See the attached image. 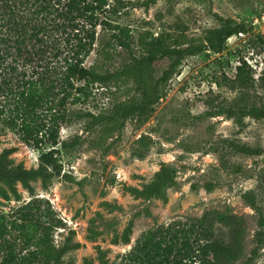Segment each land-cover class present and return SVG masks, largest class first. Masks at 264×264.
Here are the masks:
<instances>
[{
	"label": "rangeland",
	"instance_id": "374dc122",
	"mask_svg": "<svg viewBox=\"0 0 264 264\" xmlns=\"http://www.w3.org/2000/svg\"><path fill=\"white\" fill-rule=\"evenodd\" d=\"M32 1H12L29 23L40 16L34 14ZM123 1L126 3L118 13L105 12L101 16L129 27L135 36L149 31L155 37L162 31H170L188 39L200 37L206 28L217 24L213 13L246 22L251 30L228 38L222 53L208 52L184 59L180 73L169 82L166 95L142 124L137 118H130L120 130L107 134L101 126L86 129V119L71 117L61 123V141L80 136L77 146L61 149V174L53 177L46 187L40 179L33 182L34 196L19 184V198L10 193L9 198L0 199V214L6 216L9 224L0 240V263L10 250L22 258L35 249L34 241H27L11 221L17 219L23 205L36 197L42 199L38 201L42 210L50 207L54 211L53 217L43 218L55 224L51 231L53 243L61 246L71 236L74 243L80 244L64 255L65 263L98 264L97 246H101L108 251V264H120L122 255L146 232L159 227L166 229L176 222L217 210L244 218L243 253L234 264H264V245L249 260L256 246L259 213L241 198L244 191L254 193L264 215V118L255 116L256 111L264 109V51L250 43L256 35L264 38V0H158L150 6L144 5L146 0ZM260 14L257 21L256 16ZM100 29L99 26L98 33ZM45 35L41 34L35 42L30 36H24L21 44L17 34L9 33V41L0 43L3 55L0 60V153L14 148L10 156L12 163H23L26 168L39 165L40 150L25 143L17 132L18 126L13 128L6 121L14 119L20 123L23 118L18 109L23 73L27 79L33 76V71H43L42 66L52 68L56 62L54 52L42 50L54 44L61 51L64 48V43H58L61 37L58 32L51 30ZM133 49L137 51L134 45ZM109 53V56L97 53L96 47L84 65L114 70L129 55L119 46ZM30 56L33 61L28 63ZM243 61L253 69V78L247 86L240 87L232 79L236 67ZM164 66V63L157 64V76ZM56 78L54 74L53 80ZM90 87L87 101L69 104V110L99 113L109 109L114 99L133 95L123 88L107 93L100 84ZM219 104L231 106L234 115H205ZM37 113L40 121L48 122L51 116L46 108H38ZM142 135L152 140L149 150L139 157L138 140ZM51 145L46 136L42 147L50 150ZM162 163L175 171V184L166 188L165 198H136L126 190L128 185L142 188L151 182ZM207 183H212L211 191L207 190ZM130 223L131 241L125 244L121 236ZM214 231L226 242L234 239L231 227L221 222H215ZM117 237L119 242L115 243Z\"/></svg>",
	"mask_w": 264,
	"mask_h": 264
},
{
	"label": "trees",
	"instance_id": "16d2710c",
	"mask_svg": "<svg viewBox=\"0 0 264 264\" xmlns=\"http://www.w3.org/2000/svg\"><path fill=\"white\" fill-rule=\"evenodd\" d=\"M12 1L0 0V43L9 41V33L17 34L19 43L23 44L24 36H30L35 42L41 38V34L45 35L46 32L54 30L61 35L58 43L59 45L64 43V48L61 51V47L54 44L42 50L45 53L49 50L54 52L52 55L55 56L56 62L52 68L48 66L44 69L45 66H42L43 71L37 73L33 71V76L27 79L23 73L21 108H18L23 118L20 123L14 119L6 123L13 128L18 126L17 132L22 140L40 150L39 165L31 168H26L23 163L14 165L10 156L15 149H4L0 153V199L9 198L10 193L19 198V184L34 196L33 182L40 179L46 187L53 177L61 174L62 163L59 158L61 149L77 146L80 140V136L77 135L72 141H61L59 133L61 123L71 117L86 119V129L101 126L107 134L120 130L130 118H137L138 123L142 124L149 119L155 111L156 104L166 95V88L173 77L180 73L184 59L208 52L222 53L226 49L228 38L251 30V26L246 22H238L213 13L217 24L206 28L200 37L188 39L185 35H176L170 31H162L155 37L149 31L140 32L135 36L129 27L115 24L101 16L105 12L118 13L120 6L126 3L123 0H115L114 3H111V0H33L30 3L34 5V14L40 16L36 17L37 21L31 23L24 21L25 15L12 5ZM157 1L146 0L144 5L150 6ZM99 26L101 29L98 33ZM250 43L264 51V38L261 35H256ZM133 45L137 47V51H134ZM118 46L129 53L128 58L123 60L118 68L104 70L84 65L96 47L97 53L109 56V50ZM1 59L3 55L0 54ZM32 61L33 57L30 56L27 62ZM158 63H164L165 66L162 73L157 76ZM252 70L249 64L243 61L236 67L233 83L240 87L247 86L253 78ZM53 73L57 75L54 80ZM95 84H100L107 93L123 88L124 92H131L133 95L127 99H114L109 109L99 113L68 109L69 104L85 103L91 94L90 86ZM46 104L48 105L45 106ZM38 108L51 111L48 122L40 121ZM225 114L228 117L234 115L231 106L219 104L205 112L209 117ZM255 116L264 118V109L256 111ZM46 136L53 147L50 150L42 147ZM151 140L147 135L140 137L138 140L140 149L137 152L139 157H143L149 150ZM64 176L71 178L68 175ZM173 184L174 169L162 163L161 169L156 172L151 182L142 188L128 185L126 190L136 198H165L166 188ZM206 188L211 191L212 183H207ZM241 198L259 213V228L255 234L256 246L249 257V260H252L264 245V215L254 193L244 191ZM41 200L36 197L29 200L19 209L17 219L11 221V225L18 227L27 241H34L35 249L22 258H18L15 251L10 250L0 264H30L39 259L42 260L38 264H70L65 263L63 257L80 244L74 243L71 236L61 246L53 243L51 231L55 224L44 221L43 218L53 217L54 211L50 207L42 210L38 204V201L42 202ZM216 221L231 227L235 234L232 241L226 242L216 235L214 231ZM54 222H57L56 219ZM243 223V216L217 210L207 211L201 217L176 222L166 229L159 227L146 232L128 253L122 255L123 260L120 264H234L243 253L241 242L244 235ZM8 226L6 216L0 214V240ZM131 230L130 223L122 233L121 241L125 244L131 241ZM71 234H74V231ZM118 242L117 237L115 243ZM97 252L98 264H108V251L97 246ZM86 264L95 263L86 261Z\"/></svg>",
	"mask_w": 264,
	"mask_h": 264
},
{
	"label": "built area",
	"instance_id": "2783aa9c",
	"mask_svg": "<svg viewBox=\"0 0 264 264\" xmlns=\"http://www.w3.org/2000/svg\"><path fill=\"white\" fill-rule=\"evenodd\" d=\"M263 15H264V13H263ZM260 17H261V14H260V16H256V20L257 21L260 20ZM239 34H242V33H239Z\"/></svg>",
	"mask_w": 264,
	"mask_h": 264
}]
</instances>
